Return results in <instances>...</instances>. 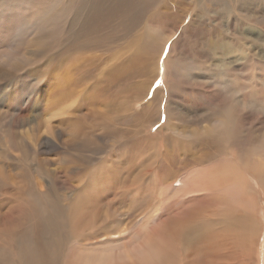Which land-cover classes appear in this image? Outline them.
<instances>
[{
  "label": "bare ground",
  "instance_id": "6f19581e",
  "mask_svg": "<svg viewBox=\"0 0 264 264\" xmlns=\"http://www.w3.org/2000/svg\"><path fill=\"white\" fill-rule=\"evenodd\" d=\"M252 8L264 9V0H187L182 11L178 10L174 0H0V30L4 25H8L18 34L26 35L34 48L30 54L31 60H50L54 53H59V58L62 56L64 60L69 53L95 50L98 46L94 36L96 33L102 36L108 32L118 33L125 39L124 46L127 51L117 55V62L111 65L103 76L99 70L96 77L87 78L93 62L87 64L83 60L96 55L88 52L76 55L73 63L62 73L61 80L70 78V88L75 91L72 102L78 101L88 110L87 114H83L82 107L75 108L76 117L67 119V125L58 130L56 136L63 138L60 143L66 149L78 150L85 147L83 123L88 120L89 112L92 121L99 124H108L115 116L111 115L113 112L117 113L116 116L127 117L130 111L137 115L132 108L133 99L131 105L128 100L125 105L113 106L111 105L113 98L106 91L118 86L116 90L120 92L116 94L117 98H132L129 94L132 91L137 93L139 87L129 83L130 79L123 82L115 81V78L125 77V73L130 74L129 78L135 76L146 64L143 52L148 51L151 55L155 49L161 51L172 39L178 41L176 45L172 42L162 62L168 83L167 89H164V92L161 90L160 100L158 99L161 103L164 97L165 104L157 105L156 114L164 119V125L157 130L159 139L164 141V147L161 148L157 143L153 144L154 141L145 139L144 134H139L128 147L124 146V149H121L123 162L120 157L118 166L112 162H105L103 166L95 164L89 169L82 166L71 167L68 170L61 168L59 171L61 176L71 172L80 175L78 177L80 184L77 187L73 185L67 187L76 190L78 195L70 198L69 203L61 202L58 205L61 207L55 208L57 214L55 221L48 218L49 224L63 232L58 241L53 240L52 252L60 253L58 249L65 246L67 236L64 234L63 226L66 224L75 225L77 230L79 228L83 230L81 235L77 232L74 237V244L79 250L85 245L100 242L98 240L100 237L109 240V235H116L117 238L119 233L127 230L126 227L120 228L123 225L143 221L144 210L150 205L156 193V232H151L144 243L129 250L130 256L128 251L123 253V256L127 254L126 261L121 255L112 264L257 263V243L254 241L258 237L260 219L256 217L258 214L262 216L263 225L264 201H260L255 211L249 207L242 195L246 190L242 188H246L250 181L241 173L240 163L248 167V161L246 155L240 153V143L238 144L236 139L238 118L233 112V108L238 107L241 100L238 96L237 71L241 67L251 68L258 57L256 52L258 44L252 32L261 33L260 45L264 48V22L256 21L250 13ZM226 11L228 26L222 30ZM218 31L219 36L206 37L201 44V49L216 65L206 63L200 53L188 51L187 44L195 41L198 33L211 34ZM165 32L167 35L163 36ZM83 55L89 57L83 58ZM259 57L264 60V56ZM183 59H189L188 71L183 66ZM196 65L199 66L192 67ZM179 68L182 74L186 72V76L192 80H201L198 79L201 68L204 72L203 79L214 83L216 93L213 97L216 98L215 100L211 98L208 102L211 104V107H208L211 109L209 118L201 112L187 113L186 109L192 111L195 106L199 110L203 106L199 100L201 93L195 88V85L199 88L200 85L194 83L187 93L185 91L177 95L175 91L181 83L175 78V72ZM57 70L59 71L56 73H59L60 69ZM65 83L63 82L61 86L64 92ZM221 89L225 90L226 95ZM63 97L67 98L64 94ZM64 109L65 107L63 111ZM204 120L208 123L203 124ZM182 121H190L192 124L195 123L193 124L195 126L189 128L178 126ZM169 135L171 137L168 140ZM66 137L68 140L64 141ZM97 137L102 138V135ZM145 140L150 143H146ZM167 140L169 143L174 142L172 150L168 147ZM243 142L247 146L252 144L247 139ZM215 144V151L219 153L223 149L222 153L227 156H221L222 153L210 154L208 147ZM117 145L120 147L121 143ZM119 172L122 174L121 186L118 184L120 188L117 190L116 187L111 203L105 207L106 211L97 215L99 209H90L87 199L84 198L86 196L81 195L114 183L111 178ZM256 184L259 187L263 181L256 179ZM257 189L264 194L263 188ZM5 198L9 204L5 211L0 210V218L13 219L17 213L22 212L21 209H17L20 204L12 201L10 195ZM106 201L108 203V199ZM49 203L55 206L60 202L57 200L55 203L49 197ZM97 205L99 204H96V207ZM87 208L92 211V218L91 215L88 216L90 211ZM64 209L66 210L63 211ZM94 223H104L106 226L97 227L98 229L94 231L85 230L92 227L91 225L94 226ZM16 227L11 228V238L16 239L17 244L10 240L5 241L8 246L0 244V248L3 249V251L0 249V264L51 263V255H46L43 249L40 250L34 236L30 235L26 239L17 238ZM118 227L120 230L117 231ZM6 230L0 227V235L3 236L2 232ZM90 249L88 248V251ZM80 252L75 254L76 256L71 255L66 264H110L106 256L91 258L89 254L81 257Z\"/></svg>",
  "mask_w": 264,
  "mask_h": 264
},
{
  "label": "rangeland",
  "instance_id": "374dc122",
  "mask_svg": "<svg viewBox=\"0 0 264 264\" xmlns=\"http://www.w3.org/2000/svg\"><path fill=\"white\" fill-rule=\"evenodd\" d=\"M184 1L187 2V0ZM184 1L174 0L179 11H182L183 7H185ZM250 13L253 14L258 23L264 22V9L252 8ZM227 21L228 16L226 11L223 17L224 25L222 30L227 29ZM252 34L256 37L255 40H257L258 45L256 47V52L258 57L251 68L241 67L239 71H237L238 74L236 73L239 89L238 96L241 100L239 106L233 108V112L237 114L238 118V128L236 129L238 136L236 139L238 140V144L240 143V153L245 154L248 161V167L240 163L242 167L241 173L250 181L248 182V185L246 184L248 188L246 186V188H242L247 190H244L245 193L243 191L242 195L244 200L246 199L245 201L250 205L249 207H252L257 211L260 201H264V194L257 189H264V60L259 57V55L264 56V48L260 45L261 33L255 31L252 32ZM162 35H167V32ZM94 36L96 37L98 44L96 48L97 50L80 51L81 53L74 54L69 53L64 60L61 58L62 56L59 58V53H54L50 60L45 61L43 59H30V54L33 52L34 48L26 35L18 34L8 25H4L3 29L0 30V210L5 211V208L8 206L9 202H7V199L5 198V196L8 195L12 196V201L20 204L17 209L22 210V212L17 213L13 219L0 218V227L7 229L2 232L3 236L0 235V244L2 246H8V243L5 242L6 240H10L14 244H17L16 239L11 238V228L17 226V238L26 239L30 235L34 236L40 250L43 249V252H45L46 255H51V263L49 264H66L72 256H76L83 249L86 250L80 252L81 257L89 254L91 258L93 256L98 258H104L106 256V259L110 260V264H112L118 256L121 257V255L127 251L130 256L131 253L129 250H133L138 244L141 245V243H144V240L151 234V232H156L155 193L150 205L144 210L145 213L143 211L144 214L142 216L144 219L141 221L143 224L141 222H133L127 226L123 225L120 228L122 229L126 227L127 230L123 233H119L117 238L115 237L116 235H109V240L105 237H103V239L100 237L98 239L100 242L92 243L88 246L85 245L84 248H81L80 250L77 249L76 244H74V237L77 232L81 235L83 230L79 228L78 231L75 225L66 224L63 226L64 234L67 236L65 241L66 247L63 246L58 249L60 253L51 251L53 240L55 239L58 241L60 234L62 235L63 232L58 228H55L51 223L49 224L48 218L50 217V219L53 218L52 220H54L57 217L55 208L61 207H58L61 202L69 203L70 198L78 195L76 190L68 189L67 187H69V185L77 187L80 184L78 182V177L80 175H75L71 172L68 173V175L61 176L59 174L61 168L68 170L69 168L71 169V167L82 166L85 169H89L95 164L103 166L105 162H112L113 165L116 164L118 166L120 164V157L123 162L121 149H124V146L128 147L130 143L136 140V136L139 134H144L143 136L145 139L154 141L153 144L156 145L157 143L161 148L164 147V141L159 139V131H157L162 125H164V119L156 114V108H158L157 105L160 103L158 99L160 96L159 94L162 93L161 90L163 91L164 89H167L168 78L167 74L165 75L163 71L162 62L165 59L164 54H167L172 42L175 45L178 43L177 40L173 39L170 44L166 43L161 51L155 49L151 55L148 51L143 52V58L146 61L144 67L146 65L147 68L141 67L142 70H139V75L136 74V77L133 76L129 78L130 74L125 73V77L122 76L115 78V81L123 82L130 79L129 83L135 84L139 87L140 90L137 93L132 91L129 94L132 98H117L116 94L118 95L120 92L116 90L118 89V86L111 87L106 91V93L113 98L111 102V105L113 106L117 104L125 105L128 100L131 105L133 99L132 108L137 112V115L130 111V114H128L127 117H124L125 115L116 116L117 113L113 112L111 115L114 114L115 116L109 120L108 124H99L92 121L93 119L90 116L91 112H89L88 120L83 123L86 136L85 147L78 150L72 148L66 149L60 143L63 138H57L56 134L58 133V130H61L63 125H67V119L76 117L75 115L77 113H75L74 109L82 107L81 113L87 114L88 112L85 105L81 106V103L78 101L72 102L74 98L72 96L75 95V91L70 88V78L61 80L62 73L73 63V59L76 58V55L87 54L86 52H88L96 55L93 58L83 60L86 61L87 64L88 62H93L90 65L91 72L87 78H90V76L96 77L98 73L97 71L99 70L101 76H103V73L108 70L111 65L117 62V55L122 53V51H127L126 46H124L125 39L121 34L108 32L104 36L99 33L94 34ZM217 36H219V31L211 34L200 32L197 34L195 41L187 44V49L191 53H200L209 65H216L211 61L209 55L201 49V44L206 37ZM176 37L174 39H176ZM88 57L89 55H83V58ZM203 57H201V60H203ZM49 62L51 64H49ZM182 62H184L183 66L186 67L185 70L188 71L187 67L190 66V64H188L189 59H183ZM198 66L199 65L192 67L195 68ZM220 66H222V64H220ZM57 69H60L59 73H56V71H59ZM35 72L41 74L38 75ZM175 73V78L181 83V86L176 88L175 93L177 95H180L185 91V93H187L191 88V85H195L194 83L200 85V88L196 85L195 88L201 93L199 100L203 106L199 110L195 106L192 111L186 109L187 113L195 114L201 112L206 118H209L211 109L208 107H211V104L208 102L211 98L214 100L216 98L213 97L216 93L214 83L210 80L203 79L204 72L201 68L199 70L200 76L198 78L201 80L190 79L189 76H186V72L182 74L180 68ZM62 81L64 83L66 82L64 84L66 88L65 92L61 88ZM115 90L116 92H113ZM49 91L50 93H48ZM222 91L223 94L226 95L225 90ZM63 94L67 98L63 97ZM225 98H227V96ZM221 99L224 98L221 97ZM64 100L67 101L69 105ZM62 104L64 105L63 107H65L64 111L61 106ZM164 104L165 99L163 97L160 105L164 106ZM67 107H69L68 110L66 109ZM181 115L183 116L184 113ZM204 122L205 124L208 123L204 120L203 124ZM193 124L190 121H182L178 123V126L182 125L186 128L188 126L189 128L190 126H195ZM97 135H102V138L97 137ZM170 137L171 135H169L168 140ZM122 138H124L125 141ZM246 139L252 143L250 146L245 145L243 142ZM66 140H68L67 137L64 141ZM99 140L102 141L100 142ZM148 140H145V142L150 143ZM168 140V147L172 150V144L174 142L169 143ZM117 143H121L120 147ZM101 146L103 148L98 149V147ZM215 146L216 144L208 147V151L212 152H210V154L217 153L214 149ZM222 152L223 149L217 154L221 155ZM229 154L230 153H228V155ZM221 156H227V154L222 153ZM126 157L130 156L126 155ZM139 163L142 164L140 161ZM121 176L122 174L119 172L111 178V180H114V183H109V186L81 195L86 196L84 198L87 199L88 207L90 209H99L97 215L105 212V207L111 203L116 187L118 190L121 186ZM256 179L262 180L263 184L258 187ZM137 193L139 194L140 192ZM93 196L96 199H94ZM49 197L52 198L55 203L57 200L58 203H60H56L55 206L50 204ZM107 199L108 203L106 201ZM94 201L95 204H93ZM96 204L99 205L96 207ZM65 210L66 209L63 211ZM87 210L90 211L88 216L91 215L90 218H92V211L88 208ZM256 218L260 219L257 231L258 237L254 241L257 243L256 249L258 259L256 264H264V223L262 225V216L259 214ZM91 226L92 227H87L85 230L94 231L98 229L97 227L102 228L106 225L104 223H94V226ZM136 227L139 229L137 230ZM120 228L118 227L116 230L118 231ZM129 228H131L130 231L133 230L134 232H130ZM92 246H94L93 249ZM88 248L91 249L88 251ZM1 251H3V249H1ZM126 255H122L124 261H126ZM3 264H5V262Z\"/></svg>",
  "mask_w": 264,
  "mask_h": 264
}]
</instances>
